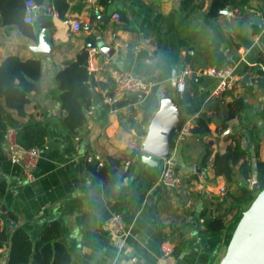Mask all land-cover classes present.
Masks as SVG:
<instances>
[{"label": "crops", "instance_id": "crops-1", "mask_svg": "<svg viewBox=\"0 0 264 264\" xmlns=\"http://www.w3.org/2000/svg\"><path fill=\"white\" fill-rule=\"evenodd\" d=\"M211 1L66 0L63 19L49 4L50 53L34 51L42 30L36 20L28 24L31 38L16 26H4L0 15V63L15 56L39 60L41 65L24 117L4 108L0 101L1 201L15 225L33 242L47 228H56V241L64 246L71 264L219 263L233 226L228 216L222 234L201 237L200 212L213 197H223L221 188L228 190L224 178L216 176L211 167L215 154L225 153L239 139L246 140V149L253 134L258 150L255 155L249 146L250 182L256 179V161L264 162V120L259 116L264 93L256 86V73L264 72L260 62L264 57V0H228L215 19L207 16ZM115 14L118 20L113 18ZM72 20L80 24L77 32H71L67 24ZM101 44L111 49L110 57L99 50ZM90 45L98 52L90 62V76L96 84L90 92L95 96L76 142L60 125L65 112L56 75L64 69L62 64L68 66ZM229 65L235 66L236 87L220 98H210L216 81L201 71ZM113 68L155 83L148 95L138 96L142 103L133 119L109 113L99 100L102 89L98 84L107 83L108 76L111 80ZM183 71L189 74L183 78L184 93L177 95L182 102L181 125L190 121L194 127L195 119L204 118L209 133L191 132L180 147L173 145L170 158L183 186L179 191H167L157 185L161 159L148 165L141 160L144 154L139 148L161 96L170 89L173 73L178 76ZM238 97L244 99V110L227 119L228 106ZM6 114L19 123L33 117L46 127V149L40 152L32 182L24 180L21 164L10 160ZM89 147L101 155L104 177L98 178L100 169L85 162ZM207 147L212 155L204 163ZM108 158L118 164L111 166ZM241 162L233 167L236 173ZM113 215H119L126 228L121 245L104 228ZM182 240L185 242L178 249ZM2 253L0 264H6V251Z\"/></svg>", "mask_w": 264, "mask_h": 264}, {"label": "trees", "instance_id": "trees-1", "mask_svg": "<svg viewBox=\"0 0 264 264\" xmlns=\"http://www.w3.org/2000/svg\"><path fill=\"white\" fill-rule=\"evenodd\" d=\"M41 5L43 0H34ZM25 0H0V15L4 26H16L28 37L33 38L32 27L23 22V7ZM228 0H212L207 16L215 19L225 8ZM50 7L63 19L67 10L66 0H49ZM87 50H82L67 67L60 70L56 75V82L60 90L59 101L65 116L60 125L70 132L75 138L80 139L81 130L87 122L88 111L93 104L90 88L96 84L87 71ZM264 65V57L260 58ZM41 65L39 60H21L15 56H9L0 63V101H3L4 108L15 111L18 116L24 117L25 105L29 102V95L37 88V81L40 77ZM256 77V86L264 93V72L259 70ZM87 84L90 86L88 87ZM112 81L99 83L100 89L112 88ZM99 100H101V95ZM182 102L179 100L178 105ZM244 99L238 97L229 104L227 119L238 116L244 110ZM3 110V108L0 107ZM86 110V113H83ZM261 120H264V108L259 113ZM10 128L16 131L18 144L25 148H42L45 145L47 130L43 122L29 117L26 123H19L13 120L10 114H6ZM193 135H206L209 133L207 120L197 118L192 128ZM253 136V134H252ZM249 139L251 149L257 155L258 142L255 138ZM243 149L238 140L230 146L225 153L215 154L211 167L216 176H222L228 185V190L222 198L213 197L208 207L200 212L202 229L201 237L220 235L226 229L228 223L226 218L231 220L240 217L255 199L258 192L264 188V162L256 161V180L258 189H249L251 180L250 147ZM212 151L207 147L202 162H207ZM238 174L234 166L240 162ZM111 166H116L118 161L108 158ZM105 164L96 172L98 178L104 177ZM3 187L0 185V200L3 197ZM10 218L15 223V218L8 214H0V260L3 258L2 251H6V264H71V259L64 246L56 241L59 230L47 228L38 241H32L29 235L20 227L14 226L8 230L6 219ZM2 225V226H1ZM234 229V228H233ZM185 241L178 244V249Z\"/></svg>", "mask_w": 264, "mask_h": 264}, {"label": "built area", "instance_id": "built-area-1", "mask_svg": "<svg viewBox=\"0 0 264 264\" xmlns=\"http://www.w3.org/2000/svg\"><path fill=\"white\" fill-rule=\"evenodd\" d=\"M40 7L41 6L34 0H25L23 7V22L25 24L34 23L39 16ZM113 18L118 20L119 15L115 14ZM67 24L69 25L71 32H77L80 28V24L75 20L68 21ZM87 53V71L90 75L93 71L90 67V62L98 52L95 48H89L87 49ZM188 74V71H183L181 75L176 77L175 92L178 96L184 93L183 78ZM201 74L211 77L216 81L214 89L209 94L210 98H220L236 87L237 80L234 65H229L220 69L207 68L202 70ZM110 76L113 85L111 89L106 88L102 90L101 103L108 106L109 113H120L124 117L133 119L135 117L134 112L142 103V100L139 99L140 95H143L144 97L148 95L155 87V83L124 73L116 68L111 69ZM192 128L193 126L190 121L182 123L173 139L174 147H180L186 138L191 136ZM6 139L7 152L10 160L21 164L23 177L26 182L34 181V170L40 158V152L41 150L46 149V147L31 149L21 147L17 142L16 131L12 128L8 129ZM75 141L78 142L79 138H75ZM238 141L242 148L246 147L245 139H239ZM88 149V153L84 156L85 162L87 164L95 165L96 169H101L104 165L101 155L96 152L93 147H89ZM157 185L167 191H179L183 186V180L176 172L175 162L170 156L167 159H161V168L157 179ZM219 192L221 196H224L226 190L225 188H221ZM9 213L10 211L8 208H6L0 200V214L2 216H8ZM5 223L8 230H12L15 226L14 221L10 218H7ZM104 228L107 230L108 234L116 240L118 245L122 244V240L126 234V228L119 215H113L110 217L104 223ZM167 254L168 253L166 252L165 255Z\"/></svg>", "mask_w": 264, "mask_h": 264}, {"label": "water", "instance_id": "water-1", "mask_svg": "<svg viewBox=\"0 0 264 264\" xmlns=\"http://www.w3.org/2000/svg\"><path fill=\"white\" fill-rule=\"evenodd\" d=\"M40 14L36 18L37 27L41 28L37 36L38 44L35 52L50 53L52 46L49 40L50 22L47 19L49 0H43ZM95 45H90L94 48ZM99 50L106 56L112 54L109 47L101 44ZM67 63L61 65L65 68ZM177 75L173 73L170 89L161 96L159 109L150 121L147 133L144 135L140 151L144 154L141 160L148 165H155L159 159H167L173 148V139L182 122V112L178 105L175 85ZM246 83L248 76L243 79ZM91 96L95 94L92 92ZM144 98V96H141ZM86 113V110H83ZM257 180H252L249 189H258ZM218 264H264V188H262L249 207L241 212L224 255Z\"/></svg>", "mask_w": 264, "mask_h": 264}, {"label": "rangeland", "instance_id": "rangeland-1", "mask_svg": "<svg viewBox=\"0 0 264 264\" xmlns=\"http://www.w3.org/2000/svg\"><path fill=\"white\" fill-rule=\"evenodd\" d=\"M239 218H240V217H237L236 219L231 220V216H230V221H229V222L231 223V225L233 226V228H234L235 225L237 224Z\"/></svg>", "mask_w": 264, "mask_h": 264}]
</instances>
